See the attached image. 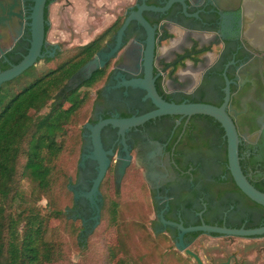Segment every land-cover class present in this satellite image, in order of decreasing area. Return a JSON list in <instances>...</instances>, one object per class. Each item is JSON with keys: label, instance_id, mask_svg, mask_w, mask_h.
Instances as JSON below:
<instances>
[{"label": "flooded vegetation", "instance_id": "obj_1", "mask_svg": "<svg viewBox=\"0 0 264 264\" xmlns=\"http://www.w3.org/2000/svg\"><path fill=\"white\" fill-rule=\"evenodd\" d=\"M34 1L0 0V73L19 65L29 54ZM59 1L65 3L63 11L68 9L69 0H48L45 18L49 29L51 6L59 5ZM99 1L100 6H107L115 0ZM89 2L85 6L98 0ZM126 2L130 3L125 13L117 15L112 24L120 18L124 23L139 6L149 7L143 15L156 31L154 74L160 96L177 104L224 106L239 135L241 169L264 193V0L122 1ZM47 28L42 50L45 58L14 80L36 70L42 61H52L63 50L59 42L50 41ZM146 39L143 27L132 22L125 47L103 67L108 74L95 91L93 117L88 124L141 116L156 109L144 90L128 84L144 75L142 48ZM113 44L114 40L107 41L100 52L108 53ZM86 78L85 73L77 72L68 86L75 89ZM84 137L82 152L88 156L93 149L88 128ZM102 142L105 150L113 151L109 170L111 166L116 169L117 159L131 155L130 166H135L137 178H143L148 190V224L155 235L172 233L177 238L180 232L177 226L165 225L162 218L184 227L203 223L247 229L264 226V207L250 200L233 179L225 130L215 119L162 116L130 128L124 136L107 126ZM97 167V161L85 157L74 203L83 223L91 228L99 225L103 205L101 194L94 202L85 197ZM135 185L133 181L134 189ZM199 236L187 234L186 243ZM228 259L230 264L232 260L237 264L235 254Z\"/></svg>", "mask_w": 264, "mask_h": 264}, {"label": "trees", "instance_id": "obj_2", "mask_svg": "<svg viewBox=\"0 0 264 264\" xmlns=\"http://www.w3.org/2000/svg\"><path fill=\"white\" fill-rule=\"evenodd\" d=\"M123 20L118 19L87 44L60 51L52 60L55 67L29 86L19 90L21 80H14L0 89V264H56L65 260L61 225L67 217L63 203L71 197L73 171H79L76 158L83 150L85 125L91 121L86 117L108 71L100 69L75 89L68 83L107 41L114 40ZM24 179L33 184L30 195L22 187ZM130 184L129 194L135 190L132 179ZM44 200L46 205L42 206ZM104 217L109 225L117 223L118 201L114 197L110 205H102L100 223ZM78 221L64 223L71 236H77ZM191 234L197 237L203 233ZM79 238L82 248L87 238ZM106 262L132 264L120 259L111 243L106 246Z\"/></svg>", "mask_w": 264, "mask_h": 264}, {"label": "rangeland", "instance_id": "obj_3", "mask_svg": "<svg viewBox=\"0 0 264 264\" xmlns=\"http://www.w3.org/2000/svg\"><path fill=\"white\" fill-rule=\"evenodd\" d=\"M87 2L88 0H77L75 2V11L70 13V18L72 20L84 21L85 13L81 12L79 8L85 6ZM91 3L92 0L89 4ZM127 3L130 2L122 3V1H114V3L112 2L107 5L106 8L116 16L119 14L123 15L126 11V5H129ZM64 4V2L59 1V5L54 4L51 6V26L49 29L50 41L59 42L63 48L62 51L71 49L74 46L84 45V43L87 42L89 43L105 30V25L103 24L99 26L95 25L92 28L89 26V29H91L89 32L90 39L85 40L80 34H76V38L72 40L70 31H67L63 25L64 21L66 22V15L62 10ZM92 5L98 10L101 2L98 0V2ZM93 13H96V18L93 19L94 22H103L97 11ZM63 32H67L68 35L66 34L67 36H64ZM54 65V61H42L37 66L36 70L19 79L21 81L17 88L20 90L22 86H29L46 70L55 67ZM91 91L94 93L93 90ZM92 111L90 114L88 112L86 119L91 117ZM79 156L76 158V168H78ZM77 171H73L70 185H75L77 183ZM115 172V167L111 166L101 185L100 194L103 204L110 205L113 197L114 201H118L117 223L115 225H109L107 217H104L101 223H99L97 227H94L89 233L85 246L79 248L78 239L83 221L79 217L71 218L79 219L77 224L79 226L78 233L77 236L74 237L68 232L66 224L69 223L70 219H67V221L63 222L61 225L62 239L66 245L67 256L64 261L56 264H107L106 246L108 243L115 245L120 259H126L132 264H196L191 257L185 255L183 251L176 248V244L170 233L155 235L150 230L148 224V217L151 216L149 210L150 198L143 178H137V169L135 166L131 165L128 168L125 175L127 178L124 182V177L118 189L116 187ZM131 179L136 183V189L129 194L130 190L127 186L131 189V184L129 185ZM138 184H140V190ZM141 185L143 188H141ZM22 187L27 195L31 194L33 184L30 181L24 179L22 181ZM114 192L120 193L115 196ZM127 194H129V196ZM74 203L75 197L71 193L70 199L63 203L65 212L67 208L74 209ZM45 205L46 201L44 200L42 206ZM93 231L94 233L91 235ZM189 248L198 253L205 264L226 262L227 259L234 254L238 259L237 264H264V237L231 238L226 236L212 237L207 234H202L189 244ZM231 264L236 263L232 260Z\"/></svg>", "mask_w": 264, "mask_h": 264}, {"label": "water", "instance_id": "obj_4", "mask_svg": "<svg viewBox=\"0 0 264 264\" xmlns=\"http://www.w3.org/2000/svg\"><path fill=\"white\" fill-rule=\"evenodd\" d=\"M48 0H35L34 6L31 9V48L28 56L17 66L12 69L0 73V85L11 82L29 68H31L38 59H44L45 55L42 54V50L45 47V38H46V28L49 25L45 18V11ZM258 2V0H251V3ZM149 9L145 4L139 6L136 11L131 12L125 22L122 24L120 29L117 31L114 37V44L108 53L102 54L99 52L93 59L88 61L78 73H85L87 75L86 79H89L93 73L102 69L108 60L112 59L118 52H120L125 47V36L130 24L136 21L139 25L143 27L146 32V42L145 48L143 50V71L144 75L142 78L134 79L128 84L139 87L147 93V98H150L155 105L156 109L152 112L146 113L141 116H133L129 118H109L105 120H100L95 125L86 123L85 129L88 128L90 131V139L92 143V151L90 155H83V152L79 156V164L77 171V183L75 185H70L69 189L75 199H77L76 189L79 182V174L81 173V165L85 160V157L91 158L98 163L97 174L93 180L92 188L90 192L85 194V197L94 202V197L100 194V186L107 175L111 164L110 156L113 155V151H107L104 148L102 142V131L105 127L111 126L115 129H118L120 135H125V133L133 127H137L141 124H144L147 121L156 119L162 116H181L190 118L195 115L208 116L216 121H218L225 130V136L227 139V159L229 170L233 176V179L238 186V188L253 202L264 207V193L257 190L244 175L241 165H240V153L239 145L240 139L237 133L235 124L231 117L225 111V107H217L205 103H171L164 100L158 93L156 87V80L158 76L154 74V57L156 51V31L153 26L145 19L143 12ZM160 10V9H157ZM164 9H161L162 11ZM166 10V9H165ZM101 56L104 58L102 59ZM141 63V62H140ZM47 110L45 111V113ZM93 117L92 115L89 120ZM84 146V145H83ZM83 151V150H82ZM209 156V154H208ZM117 166L115 172L116 187L120 188L122 180L125 176L127 168L131 164V155L127 153L124 158L117 159ZM83 175V174H82ZM76 209H66L67 219L74 217H79ZM81 218V217H79ZM82 219V218H81ZM83 221V219H82ZM162 222L165 225L177 226L179 228V234L177 238L174 234L170 233L176 248L180 251H183L185 255L191 257L196 264H205L199 254L189 248V244L186 243L185 236L187 234L201 232L207 235H220L226 237H235V238H257L264 237V226L258 228H230L226 226L218 225H208L201 224L198 226L184 227L182 224H176L168 222L162 218ZM94 228V227H93ZM89 227V223H82V228L80 234L82 239H86L89 233L93 230ZM80 238L78 239V242ZM80 247V245H78ZM231 259H228L227 262L220 264H230Z\"/></svg>", "mask_w": 264, "mask_h": 264}, {"label": "crops", "instance_id": "obj_5", "mask_svg": "<svg viewBox=\"0 0 264 264\" xmlns=\"http://www.w3.org/2000/svg\"><path fill=\"white\" fill-rule=\"evenodd\" d=\"M70 2L68 3V5L66 6L68 9L64 10V13L66 15L65 19L66 22L64 21L63 25L64 28H66L67 31H70V35H71V39L74 40L76 37V34H80V36L83 37V39L88 40L91 37H89L90 35V30L89 26L92 28L93 26L97 25H105V30L113 23V21L116 18V15L114 13H111L110 10L108 8H106V6H100V8H98V10L95 9L94 6L92 5H87V6H81L79 8V10H81V12H84V21L82 20H72L70 18V13H73L75 11V0H69ZM120 1V0H115ZM125 1V0H122ZM103 7V8H101ZM63 10V9H62ZM97 11L98 14H100L103 22H97V21H93V19L96 18V13H93ZM64 18V17H63ZM83 18V16H82ZM51 22V21H50ZM67 34V32H63V35L65 36ZM68 35V34H67ZM66 35V36H67ZM88 43V42H87ZM84 43V44H87Z\"/></svg>", "mask_w": 264, "mask_h": 264}]
</instances>
